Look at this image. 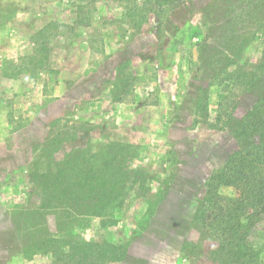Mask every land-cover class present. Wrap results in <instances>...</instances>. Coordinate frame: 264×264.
Here are the masks:
<instances>
[{
  "label": "rangeland",
  "instance_id": "obj_1",
  "mask_svg": "<svg viewBox=\"0 0 264 264\" xmlns=\"http://www.w3.org/2000/svg\"><path fill=\"white\" fill-rule=\"evenodd\" d=\"M214 2L0 0V264H63L34 247L37 213L59 244L78 225L77 237L126 253L100 264H221L193 216L239 148L225 112L254 117L257 97L236 82L235 65L202 67ZM263 43L248 48L250 64ZM111 143L126 145L116 153L129 172L122 206L69 224L40 207L32 167ZM252 238L264 243V228Z\"/></svg>",
  "mask_w": 264,
  "mask_h": 264
},
{
  "label": "trees",
  "instance_id": "obj_2",
  "mask_svg": "<svg viewBox=\"0 0 264 264\" xmlns=\"http://www.w3.org/2000/svg\"><path fill=\"white\" fill-rule=\"evenodd\" d=\"M211 13L210 43L199 44L202 67L215 74L216 69L220 72L235 65L236 82L255 94L257 102L254 117L239 118L232 111L225 112L223 122L233 130L239 148L211 174L193 224L204 239L218 242L213 255L221 264H264V243H255L252 238L256 230L264 228V43L257 63L246 59L253 43L264 42V0H215ZM125 146L111 143L97 151L75 148L53 165L32 167L29 178L40 190V207L53 206L62 216L66 213L69 224L78 217H100L122 206L129 172L116 153L120 149L121 154ZM49 152L47 149L45 154ZM222 189L230 192L223 193ZM37 214L43 219L34 247L52 252L63 264H68L67 258L72 264H100L126 255L116 244L77 237L74 229L78 225H73L71 237L59 244L60 239L48 232L44 214ZM31 237L27 234L24 239L28 242ZM67 244L69 252L64 249Z\"/></svg>",
  "mask_w": 264,
  "mask_h": 264
}]
</instances>
